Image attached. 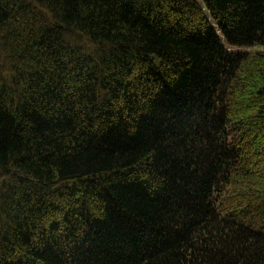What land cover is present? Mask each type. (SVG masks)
I'll use <instances>...</instances> for the list:
<instances>
[{
  "label": "trees",
  "instance_id": "16d2710c",
  "mask_svg": "<svg viewBox=\"0 0 264 264\" xmlns=\"http://www.w3.org/2000/svg\"><path fill=\"white\" fill-rule=\"evenodd\" d=\"M255 47L264 0H0V264H264Z\"/></svg>",
  "mask_w": 264,
  "mask_h": 264
},
{
  "label": "rangeland",
  "instance_id": "374dc122",
  "mask_svg": "<svg viewBox=\"0 0 264 264\" xmlns=\"http://www.w3.org/2000/svg\"><path fill=\"white\" fill-rule=\"evenodd\" d=\"M228 49L230 50V51H235V50H237V48H230V47H228ZM240 49V48H239ZM242 50H264L263 48H258V47H255V48H242Z\"/></svg>",
  "mask_w": 264,
  "mask_h": 264
}]
</instances>
